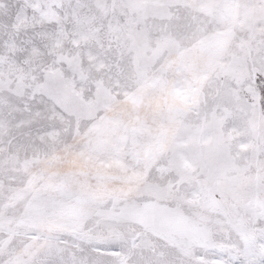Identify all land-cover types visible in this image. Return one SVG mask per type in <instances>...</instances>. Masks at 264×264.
Listing matches in <instances>:
<instances>
[{"label": "snow or ice", "instance_id": "1", "mask_svg": "<svg viewBox=\"0 0 264 264\" xmlns=\"http://www.w3.org/2000/svg\"><path fill=\"white\" fill-rule=\"evenodd\" d=\"M0 264H264V0H0Z\"/></svg>", "mask_w": 264, "mask_h": 264}]
</instances>
